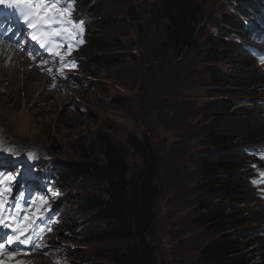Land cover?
<instances>
[{
	"label": "rangeland",
	"instance_id": "rangeland-1",
	"mask_svg": "<svg viewBox=\"0 0 264 264\" xmlns=\"http://www.w3.org/2000/svg\"><path fill=\"white\" fill-rule=\"evenodd\" d=\"M80 4L91 13L96 5L100 6L105 16L125 20L113 31V40L117 39L124 50L112 55L122 62L94 63L101 54L89 52L84 64L93 80L83 75L84 82L89 83L82 88L51 91L42 76H34L28 68L8 69L0 59L1 137L13 147L34 149L40 158H53L58 165H66L85 159L102 162L98 137L103 136L124 151L131 169L141 164L131 149V140H149L159 161L161 189L155 200L152 245L160 263L200 264L214 240L198 224L204 199L199 190L202 174L197 172V165L210 126L203 104L209 100L212 87L209 78L202 74L206 65L202 48L178 57L162 46L164 22L155 21L154 15L158 0H80ZM236 5L239 6L234 0H206L200 6L197 22L199 41L215 36ZM132 8L141 17L144 34L130 19ZM91 35H96L94 25ZM223 37L233 38L231 34ZM244 60L245 67L255 74L254 64ZM18 63L24 65L21 60ZM214 65L230 74L243 71L240 61L221 60ZM255 83L263 88L264 82L256 79ZM245 98L251 100L250 96ZM69 105L75 108L70 110ZM253 133V142L264 144V132ZM247 173L248 170L243 171ZM96 186L90 180L63 183L66 222L59 236L65 238L54 236L50 240L60 243L66 264H109L104 256L123 250L127 244L119 240L85 243L83 233L91 231L94 224L80 213L75 198ZM254 221L264 224V217L257 214ZM250 243L254 255H260L257 264H261L264 243H254L253 239ZM71 249L74 254L66 255ZM99 255L104 257L101 263L95 259ZM41 263L50 264L44 258Z\"/></svg>",
	"mask_w": 264,
	"mask_h": 264
},
{
	"label": "trees",
	"instance_id": "trees-1",
	"mask_svg": "<svg viewBox=\"0 0 264 264\" xmlns=\"http://www.w3.org/2000/svg\"><path fill=\"white\" fill-rule=\"evenodd\" d=\"M205 1L158 0L154 15L155 21L164 22L161 26L163 47L173 50L178 57L198 48L197 22L201 15L200 6ZM95 9L101 17L95 24L100 34L91 39L86 54L92 51L100 53L101 56L93 61L95 63L120 64L122 61L116 60L112 53L122 51L124 47L117 43V39L113 40V31L125 20L105 16L100 6L96 5ZM130 19L144 34L141 17L134 8ZM225 24L232 23L229 19ZM205 48L206 62L242 59L234 43L209 37ZM204 73L210 76L211 86H214L210 92L216 97L232 94L229 84L236 83L240 86L235 87H241L252 78L230 75L213 68H207ZM234 106V102L226 99L205 105V117L210 126L205 132L204 148L197 165V172L202 174L199 190L204 199L198 224L203 226L204 234L214 240L207 246L200 264H254L257 257L250 242L258 237L260 226L252 227V214L247 208L250 198L245 193L247 189L237 166L248 133L253 132L255 117L232 111ZM98 139L102 145V162L85 159L80 163L63 165L60 173L56 172L62 184L68 180H90L97 184L89 193L77 194L75 198L80 213L94 224L92 230L85 233V242H127L123 250L104 256L109 264H163L152 245L155 238V200L161 194L159 161L153 145L149 140H131V149L141 162L139 167L131 169L122 149L103 136ZM104 257L99 255L95 259L101 263Z\"/></svg>",
	"mask_w": 264,
	"mask_h": 264
},
{
	"label": "snow or ice",
	"instance_id": "snow-or-ice-1",
	"mask_svg": "<svg viewBox=\"0 0 264 264\" xmlns=\"http://www.w3.org/2000/svg\"><path fill=\"white\" fill-rule=\"evenodd\" d=\"M74 0H66L63 4H58V0H0V4H3L8 9H13L23 23L32 29L39 31L38 25H48L44 29L45 32H52L61 38L56 43H63V34L67 33L70 37H73L75 33V25L80 24V21H72L71 19L65 20V16L71 15L72 9L69 7ZM7 31V29H4ZM80 31H83V26L81 24ZM33 39H37V35L33 33ZM83 42L82 40L80 41ZM74 45H71L72 47ZM41 47H44L43 43ZM47 50V49H46ZM264 62V61H262ZM255 167V165L253 166ZM264 183V173H261L260 181H253V184ZM0 203H3L2 196H0ZM11 217V213H9ZM26 220L27 217H23ZM0 223H3L5 228L10 227L9 224L4 222L3 215H0ZM26 227V226H25ZM25 227H20L19 229L13 228V234L4 233L3 237L0 238V251L4 249L5 242L7 243L8 250L14 251L15 249L11 247L13 244H29L31 242V247H35V241L32 240L35 232L39 231V225H36L32 231L25 234ZM39 237H37L38 239Z\"/></svg>",
	"mask_w": 264,
	"mask_h": 264
},
{
	"label": "bare ground",
	"instance_id": "bare-ground-1",
	"mask_svg": "<svg viewBox=\"0 0 264 264\" xmlns=\"http://www.w3.org/2000/svg\"><path fill=\"white\" fill-rule=\"evenodd\" d=\"M3 64V63H2ZM9 69V68H8ZM8 72H10V71H8ZM12 72V71H11ZM22 72V71H21ZM13 74V73H12ZM5 76H7V75H5ZM1 80V79H0ZM8 111V110H7Z\"/></svg>",
	"mask_w": 264,
	"mask_h": 264
}]
</instances>
